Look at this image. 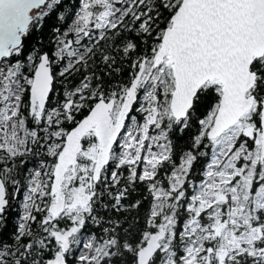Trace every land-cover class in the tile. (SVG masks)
<instances>
[{"label": "snow or ice", "instance_id": "1", "mask_svg": "<svg viewBox=\"0 0 264 264\" xmlns=\"http://www.w3.org/2000/svg\"><path fill=\"white\" fill-rule=\"evenodd\" d=\"M0 264H264V0H0Z\"/></svg>", "mask_w": 264, "mask_h": 264}, {"label": "trees", "instance_id": "2", "mask_svg": "<svg viewBox=\"0 0 264 264\" xmlns=\"http://www.w3.org/2000/svg\"><path fill=\"white\" fill-rule=\"evenodd\" d=\"M66 2H68V0H66ZM71 2L74 3L75 0H71ZM50 23H55L54 17L52 18ZM34 36H35V39L32 40V44L33 45L39 46V42L41 40H43V42H44V44L46 46L48 45V39H47V34L46 33L45 34L35 33ZM181 143H182V141H181ZM140 195H143V186L140 187V190L136 194H134L130 198V200L137 199V198H139ZM18 205H19V201L18 200L17 201H13L12 206L8 210L7 215H8V222H9L10 226H11L12 223H14L17 220L18 214L20 212V209H19ZM140 212H141V215H142L143 214V209H141ZM132 215H136V213L133 212Z\"/></svg>", "mask_w": 264, "mask_h": 264}]
</instances>
